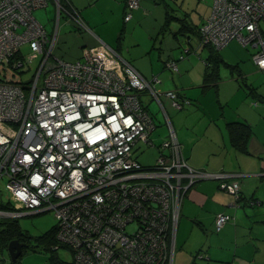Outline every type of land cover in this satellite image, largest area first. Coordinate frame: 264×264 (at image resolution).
<instances>
[{"label": "built area", "instance_id": "1", "mask_svg": "<svg viewBox=\"0 0 264 264\" xmlns=\"http://www.w3.org/2000/svg\"><path fill=\"white\" fill-rule=\"evenodd\" d=\"M48 1L0 0V183L7 189L4 194L0 188V199L14 207L0 208V217L53 211L57 236L75 264H174L187 191L212 178L238 197L236 174L192 166L168 116V135L153 141L156 125L141 93L159 99L160 79L146 78L117 48L99 39L76 60L58 57V25L49 32L34 15ZM52 1L57 18L65 15L92 32L69 0L68 7ZM141 1H126L125 21ZM262 21L264 0H213L199 29L201 44L252 45L253 60L264 70ZM36 59L35 73L25 80ZM166 67L176 71L178 61L168 60ZM7 69L20 77H6ZM164 93L178 108L189 102L176 90ZM139 142L157 147L153 165L134 156ZM230 219L219 212L216 231Z\"/></svg>", "mask_w": 264, "mask_h": 264}, {"label": "crops", "instance_id": "2", "mask_svg": "<svg viewBox=\"0 0 264 264\" xmlns=\"http://www.w3.org/2000/svg\"><path fill=\"white\" fill-rule=\"evenodd\" d=\"M126 1L72 0L92 32L62 15L57 18L56 45L74 36L82 48L79 58L85 47L102 39L146 78L157 76L159 99L149 91L141 93L156 125L151 137L159 130V139L166 138L168 116L192 166L236 174L240 201L212 178L196 182L187 191L174 264H264V70L253 60L255 48L230 41L219 51L222 60L215 65L217 76L206 84L211 50L201 44L198 30L211 15L213 0H142L129 21L124 19ZM261 28L264 35V21ZM168 60H177L178 70L167 68ZM168 90L178 91L189 102L181 108L174 106L164 93ZM231 122L248 126L243 147L235 144ZM219 212L230 213L234 219L216 231ZM199 253L204 256L197 257Z\"/></svg>", "mask_w": 264, "mask_h": 264}, {"label": "rangeland", "instance_id": "3", "mask_svg": "<svg viewBox=\"0 0 264 264\" xmlns=\"http://www.w3.org/2000/svg\"><path fill=\"white\" fill-rule=\"evenodd\" d=\"M35 17L47 27V29H55L57 25V10L55 4L52 0H49V4L46 7L37 8L34 11ZM63 22L66 21V18L62 19ZM71 27H75L71 23ZM70 28V27H69ZM74 29V28H73ZM75 32L80 33V30H75ZM69 41L57 42L55 47V53L59 57L67 60H76L78 59V54L80 53L81 47H78L75 41V37L71 36L68 38ZM22 51L25 55L30 52L29 46L26 44L22 47ZM82 54L80 55V57ZM79 57V58H80ZM38 64V59L34 60L32 63V68L25 72L23 75L25 80L32 78L33 74L36 71ZM5 67L2 65L0 70L2 71ZM5 76L9 77L11 74H15V77H20V75L15 73L13 69H7ZM1 75V74H0ZM153 105L157 108L158 113L162 116V110L160 109L157 101L152 102ZM162 121V120H161ZM165 127V125H163ZM163 127L161 126L162 129ZM164 129V128H163ZM168 130V127H167ZM158 131H155L152 135L156 144H159L162 138L159 139ZM158 151L155 146L144 144L139 142L134 151V156L144 165H153L155 163ZM0 188L3 190L4 194L7 193L5 187V181L0 183ZM7 201V197H5ZM16 208L20 209L21 205H18ZM19 226L29 234V247L26 252L18 258V264H54L55 256L60 260L72 261L73 253L71 249L67 246H60L57 250H53L47 247V243L44 240L37 239V236L42 235L46 231L50 230L51 227L57 223V219L54 216L53 211H45L41 213H29L15 217ZM0 219H6L0 217ZM10 254L7 249L0 250V264H10Z\"/></svg>", "mask_w": 264, "mask_h": 264}, {"label": "trees", "instance_id": "4", "mask_svg": "<svg viewBox=\"0 0 264 264\" xmlns=\"http://www.w3.org/2000/svg\"><path fill=\"white\" fill-rule=\"evenodd\" d=\"M62 1L64 2V4L67 7L70 5L69 2L72 5H74L72 0H69V2H67V0H62ZM124 16H125V14H124ZM261 23H260V26H261ZM182 25H183L182 28L186 27L185 23H182ZM189 28L191 29V27H189ZM261 31H262V28H261ZM198 34L200 37V30H198ZM205 46H208L211 50V55L208 59L209 60L208 66H209L210 70L207 72L206 78H205V81L207 84L209 81H212L214 79V77L217 76V73L215 71V65L217 63H219L222 59H221L220 54H219L220 49H217L215 46H213L211 44H206ZM254 52H253V54H254ZM252 57H253V55H252ZM229 124L231 127V133H232V137L235 141V144L238 147H241V146L243 147L246 136L248 135V132H249L248 126L244 123H241V122H231ZM235 197L238 201H240L242 199L240 192L238 193V197L237 196H235ZM0 208L14 209V207L10 201L9 202L8 201H1V199H0ZM224 213H226V212H224ZM227 214H229L231 216L230 220L234 219V216L232 214H230V213H227ZM57 233H58V226L55 223L51 227L50 230L46 231L42 235L37 236V239L46 241L47 247H49L53 250H57L60 246H67L69 248L68 245L62 243L59 240ZM13 239H17L18 241L23 243V253L22 254H24V252H26L27 248L30 246L29 240H28L29 234L19 226L15 217L0 219V250H2V251L5 249L8 250L9 243ZM10 264H18V258L16 260L11 259ZM54 264H75V262H74V259L72 261H65V260H60L55 256Z\"/></svg>", "mask_w": 264, "mask_h": 264}, {"label": "water", "instance_id": "5", "mask_svg": "<svg viewBox=\"0 0 264 264\" xmlns=\"http://www.w3.org/2000/svg\"><path fill=\"white\" fill-rule=\"evenodd\" d=\"M8 251L12 260H16L23 253V243L17 239L10 241Z\"/></svg>", "mask_w": 264, "mask_h": 264}]
</instances>
